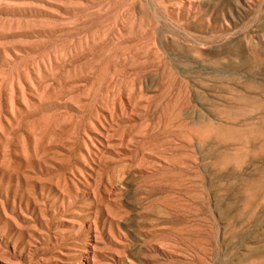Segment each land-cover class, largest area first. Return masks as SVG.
<instances>
[{"label": "rangeland", "instance_id": "1", "mask_svg": "<svg viewBox=\"0 0 264 264\" xmlns=\"http://www.w3.org/2000/svg\"><path fill=\"white\" fill-rule=\"evenodd\" d=\"M0 264H264V0H0Z\"/></svg>", "mask_w": 264, "mask_h": 264}]
</instances>
